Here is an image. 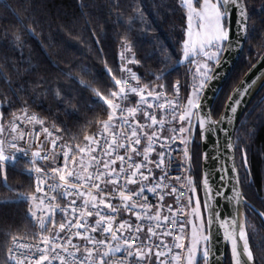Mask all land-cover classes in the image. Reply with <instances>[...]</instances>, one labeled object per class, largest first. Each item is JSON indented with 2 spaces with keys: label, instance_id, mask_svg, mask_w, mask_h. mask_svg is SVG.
<instances>
[{
  "label": "snow or ice",
  "instance_id": "1",
  "mask_svg": "<svg viewBox=\"0 0 264 264\" xmlns=\"http://www.w3.org/2000/svg\"><path fill=\"white\" fill-rule=\"evenodd\" d=\"M0 5L14 11L6 0H0ZM153 6L157 14L171 7L186 20L174 62L173 55L160 44L162 58L157 63L163 67L150 72L154 80L142 83L129 66L141 61L125 36L120 37L118 69L109 66L103 58L104 49L94 46L101 44L106 34L95 30L91 34L94 39L87 35L79 38L103 64L110 77L107 87L86 64L60 69L55 78L40 75L38 54H31L22 69L13 65L15 77L37 74L33 87L39 84V96L73 106L76 98L66 95L58 82L62 77L90 93L93 104L92 119L85 118L80 125L83 141L73 144L71 139L77 137L65 141L62 135L68 128L48 123L46 117L30 111L29 99L18 95L23 88L16 89L17 99L0 93V108L6 103L16 109L7 120L0 111V184L12 194L4 204L26 205L20 220L24 238L10 230L17 224L7 226L9 231L3 233L0 244V264H264V234L247 216L251 212L264 223V198L259 199V208L246 200L247 193L239 186L251 187L248 170L241 180V165L233 161L230 170L225 167L234 156L227 150L234 146L240 150L241 144L247 148L244 139L255 135L254 130H248V114L242 108L238 113V107L245 103L242 98L246 94L264 88V57L251 76L221 98L218 108L209 110L208 96L218 90L212 82L225 79L223 69L233 51L242 52L244 41L254 32L264 40V16L253 19L244 0H153ZM79 7L83 16L89 5ZM129 8L131 11L122 15H128L133 24L139 21L150 27L139 3ZM25 10L26 19L17 17L20 31L11 39L12 46L26 47L24 37L41 38L45 44L50 37L44 36L45 25L35 15L36 8ZM185 61L192 79L187 85L190 91L181 96L179 80L171 89L159 82L177 72ZM7 87L12 90L11 80ZM38 98L34 92L31 104ZM240 114L244 115L240 121L243 138L237 136L241 140L237 144L233 139L236 130L226 127L225 121L240 120ZM92 126L95 131L88 132ZM197 127L200 141L212 144L211 150L204 149V160L219 164L217 170L205 168L202 184L193 178ZM218 129L226 134L224 143L216 142ZM209 133L214 135L209 137ZM22 142L26 146L22 147ZM18 152L28 157L25 171L34 179V190L9 183L6 166L17 160ZM175 154L181 155L180 161ZM247 163L244 156L243 164ZM198 187L203 191L206 216ZM221 198L225 210L232 205L231 212L221 211ZM226 248L230 258L222 259Z\"/></svg>",
  "mask_w": 264,
  "mask_h": 264
},
{
  "label": "trees",
  "instance_id": "2",
  "mask_svg": "<svg viewBox=\"0 0 264 264\" xmlns=\"http://www.w3.org/2000/svg\"><path fill=\"white\" fill-rule=\"evenodd\" d=\"M10 3L13 10L0 5V72L5 76H0V93L11 95L17 99L18 95L23 96L30 101V111L47 118V122H56L61 127H66L70 131L63 133L65 141L71 143L83 141V134L80 133V125L84 124L85 118L92 119L93 100L89 99L90 93L83 92L72 81L59 78V83L66 89V95L75 97L73 106L67 104H58L46 96H39L40 87L34 89L33 82L37 81V74L32 76L15 77L16 70L13 65L19 68L25 66L31 54H38L40 64V75H50L55 78L60 69H65L72 65L86 64L97 74L101 84L109 86L110 77L104 72L103 64L97 61L91 53L87 51L85 45L79 38L81 35L92 37V31H103L106 38L99 45H94L97 49L103 48V58L109 63V66L118 69L121 36H125L132 41V48L136 58L141 61L139 65L132 64L133 71L141 77V82L146 83L154 80L150 74L151 71L159 66L158 59L162 58L159 51L160 44H163L165 51L173 55L177 53V41L180 38L182 25L186 27V20H181V13L174 12L171 7L161 10L157 14L153 6V0H6ZM158 3L159 0H156ZM247 9L250 10L253 19L259 20L264 16V0H245ZM82 3H87L89 7L84 9L85 15L82 16V10L79 7ZM139 3L145 16L150 22V27L145 28L137 21L135 24L124 14L131 11L129 5ZM165 3H171V0H165ZM178 3V0H177ZM120 5L119 8L112 5ZM36 8L35 15L44 23V36L50 37L45 44H41V38L24 37L27 40V46L24 48L13 47L11 39L19 33L20 25L17 23V17L26 19L28 12L25 10ZM87 21V23H86ZM130 29V30H129ZM119 34V35H117ZM48 45H51L50 47ZM31 49V53L29 51ZM264 52V40L261 39L259 32H254L246 41V46L242 52V57L235 66L229 80L221 90V93L215 101L214 108L221 104V98L243 79V75L251 68L256 60ZM36 62L35 60L33 61ZM187 62L179 65L177 72H172L165 80L159 83L165 84L166 89H171L177 80L180 81V95L185 96L190 88L187 87L192 79L191 72L186 73ZM195 69L192 66V72ZM11 80L12 90L8 91V83ZM23 88L24 91L17 95L16 89ZM39 97L34 104H31L33 93ZM264 98V88L256 95L253 102L245 111L247 115V127L249 131H255L251 140L244 139L247 148L243 147L240 139L243 138V129L239 126L235 133L237 144H241V149L236 147V159L240 171L241 180L245 169L249 172L251 187L242 184L243 192L247 193L246 199L260 207L259 199L264 198V104L261 99ZM94 99V97H93ZM79 101V103H76ZM78 109V110H77ZM15 108H8L7 104L0 108L5 112V120L11 118V113ZM95 111V109H93ZM215 118L217 116L214 115ZM244 120V117L241 121ZM88 132L95 131V127H88ZM197 147L193 150V161L195 162L194 180L201 181V149L199 134L196 135ZM246 156L248 163L243 164V157ZM17 160L8 163L6 171L9 177V183L14 186L23 185L24 188L32 186V179L25 171L27 159L16 155ZM2 179V176H0ZM17 190H20L17 187ZM12 194L8 193L7 188L0 184V244H3V233L9 231L8 225L17 224L18 227H12L10 230L17 236L24 234V225L20 223L26 205L4 204ZM197 196L201 198V188H197ZM264 210V209H262ZM202 212H204L202 204ZM249 223L256 227L258 231L264 234V223L262 219L251 212L247 213ZM10 243V239H9Z\"/></svg>",
  "mask_w": 264,
  "mask_h": 264
},
{
  "label": "water",
  "instance_id": "3",
  "mask_svg": "<svg viewBox=\"0 0 264 264\" xmlns=\"http://www.w3.org/2000/svg\"><path fill=\"white\" fill-rule=\"evenodd\" d=\"M244 3H245V6L247 8V5H246V2L244 0ZM233 30H235V25H233ZM246 41H244L243 43V48H245L246 46ZM243 52V51H242ZM242 52H239V54H236V50L233 51V54H232V57L231 59L229 60L228 64L226 65V67L223 69V72L226 73V76H225V79L222 80V81H213L212 83L216 84L217 85V91L216 93H212V92H208V96H209V100L211 101V103L209 104V110H213L214 108V105H215V101L217 100V98L219 97L220 93H221V90L222 88L224 87V85L226 84V82L229 80L228 78L231 76L232 72L234 71L235 69V66L236 64L238 63V61L240 60V58L242 57ZM261 57H264V52L261 54V56L256 60V62L253 64L255 67H252L251 66V71L250 69L243 75V79L242 80H245L247 79L249 76L252 75V73L255 71V68L259 67L260 66V63L262 62L261 61ZM217 71H220L219 68H217ZM241 80V81H242ZM239 84V83H238ZM237 84V85H238ZM236 85V86H237ZM235 86V87H236ZM234 87V88H235ZM233 88V89H234ZM262 90V88L260 87H256L253 91H252V94L251 95H245L242 99L245 101V103H243L242 105H240L238 107V113L240 111V109L242 108L243 109V113H245V111L248 109V107L250 106V104L253 102L254 98L256 97V95ZM207 91V90H206ZM205 103H208V101H205ZM244 117L243 114H240V120H236V119H233L232 122H228V121H225V126L230 128V129H235L237 131V128L239 126V123L240 121L242 120V118ZM213 119H217L214 117L213 115ZM199 128L197 127L194 131V135L196 136L197 133L199 134ZM236 133V132H235ZM235 133L233 135V139L235 140ZM209 137H212L214 134H211L209 133L208 134ZM216 137H217V140L216 142L218 143H224L225 142V132L222 131L221 129H218L217 130V133L215 134ZM200 138V137H199ZM211 147H212V144L211 143H208V144H205L204 142L200 141V149H201V161H202V164H201V172H202V176H201V181L200 183L202 184V179H203V173H204V170L206 167H211L213 168V170H217L218 167H219V164L216 162V161H205L204 160V156H203V152H204V149L205 148H208L209 150H211ZM229 152H232L234 153V156L231 157L227 163H225V167L229 168V170L231 169V166H232V163L233 161H235V163L238 165L237 163V159H236V148L235 146L232 148V149H229L227 150ZM192 156H193V153H192ZM218 171H217V175H218ZM238 174L240 175V171H239V168H238ZM234 182V181H233ZM231 187V184H229V189ZM240 187V190L241 192L243 193V189H242V184L239 186ZM229 194H231L229 192ZM201 195H202V204H203V191H202V188H201ZM246 199V197H245ZM247 200V199H246ZM225 204L226 202L221 198L220 199V209L222 212H225V214H227V212H231L232 210V205H228L227 207V210H225ZM204 215L206 216L207 213H206V210H204ZM262 219V218H261ZM226 258H230V249H225V256L222 257V259H226Z\"/></svg>",
  "mask_w": 264,
  "mask_h": 264
},
{
  "label": "built area",
  "instance_id": "4",
  "mask_svg": "<svg viewBox=\"0 0 264 264\" xmlns=\"http://www.w3.org/2000/svg\"><path fill=\"white\" fill-rule=\"evenodd\" d=\"M180 88H181V86H180ZM27 127L31 128V125H29ZM40 139L43 140V134L42 133L40 134ZM21 146L24 147L26 145H24L23 142H22ZM48 146L50 147V145H48ZM57 151H59V150H57ZM16 154H19V155H21L22 157H24V158H26L28 160V157H26L22 152H18ZM175 155H176L177 161H180L181 155L180 154H175ZM29 156H30V153H29ZM41 163L43 164V163H46V162H41ZM173 171H176V170L174 169ZM174 178L175 177L173 176V179ZM31 179H32V186H33V190H34V188H35L34 179H33V177H31ZM57 219H59V216L57 217ZM18 238L23 239L24 238V234L21 235V236H18ZM28 242H32V241L31 240H28Z\"/></svg>",
  "mask_w": 264,
  "mask_h": 264
},
{
  "label": "rangeland",
  "instance_id": "5",
  "mask_svg": "<svg viewBox=\"0 0 264 264\" xmlns=\"http://www.w3.org/2000/svg\"><path fill=\"white\" fill-rule=\"evenodd\" d=\"M186 23V22H185ZM186 62V61H185ZM193 68L195 69V66H193ZM43 134V133H42ZM43 136H44V134H43Z\"/></svg>",
  "mask_w": 264,
  "mask_h": 264
},
{
  "label": "crops",
  "instance_id": "6",
  "mask_svg": "<svg viewBox=\"0 0 264 264\" xmlns=\"http://www.w3.org/2000/svg\"><path fill=\"white\" fill-rule=\"evenodd\" d=\"M38 127H39V125H38Z\"/></svg>",
  "mask_w": 264,
  "mask_h": 264
}]
</instances>
